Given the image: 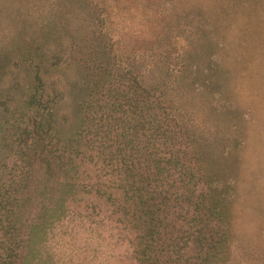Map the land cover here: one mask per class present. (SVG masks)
<instances>
[{
  "label": "trees",
  "instance_id": "obj_1",
  "mask_svg": "<svg viewBox=\"0 0 264 264\" xmlns=\"http://www.w3.org/2000/svg\"><path fill=\"white\" fill-rule=\"evenodd\" d=\"M93 3L80 0V30L35 43L34 57L26 48L35 68L27 99L18 104V89L0 98V264H35L36 246L77 202L80 220L105 215L133 233L138 264H232L233 196L212 171L206 137L164 92L109 57L114 44ZM213 56L194 67L203 94L222 92ZM75 57H86L84 74L62 124L63 93L51 78ZM88 164L100 173L92 177Z\"/></svg>",
  "mask_w": 264,
  "mask_h": 264
},
{
  "label": "rangeland",
  "instance_id": "obj_2",
  "mask_svg": "<svg viewBox=\"0 0 264 264\" xmlns=\"http://www.w3.org/2000/svg\"><path fill=\"white\" fill-rule=\"evenodd\" d=\"M92 1L99 6L88 10L104 17L114 44L109 57L164 92L206 137L212 171L233 196L232 264H264V0ZM80 23V0H0V98L18 89V104L25 101L35 71L26 48L34 57L35 43L57 44L64 29L80 30ZM90 25L98 30L95 19ZM209 55L219 58L210 78L222 92L203 94L194 67ZM77 57L50 80V89L63 93L62 124L74 116L84 74L86 57ZM97 167L86 166L92 177ZM77 203L43 236L34 263L138 264L133 233L105 215L80 220Z\"/></svg>",
  "mask_w": 264,
  "mask_h": 264
}]
</instances>
